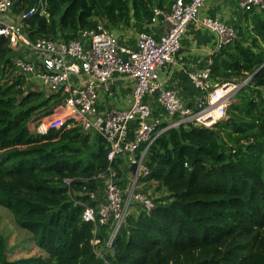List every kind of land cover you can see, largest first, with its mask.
<instances>
[{
    "label": "trees",
    "instance_id": "16d2710c",
    "mask_svg": "<svg viewBox=\"0 0 264 264\" xmlns=\"http://www.w3.org/2000/svg\"><path fill=\"white\" fill-rule=\"evenodd\" d=\"M12 1L18 14L40 2ZM44 1L45 14L27 19L30 39L70 43L99 25L110 32L150 25L154 10L170 11L176 0ZM250 13L248 45L238 32L214 55L211 84L251 81L234 96L226 120L210 128L182 124L149 146L150 174L140 191L151 192L155 207L135 204L114 254L106 249L107 228L85 222L76 201L89 203L80 196L86 190L101 192L99 176L111 165L126 188L130 156L111 163L107 143L80 126L33 133L30 125L52 114L63 97L25 88L15 50L0 39V207L42 252L10 260L0 235V264H264V11ZM64 179L73 180L70 187Z\"/></svg>",
    "mask_w": 264,
    "mask_h": 264
},
{
    "label": "built area",
    "instance_id": "2783aa9c",
    "mask_svg": "<svg viewBox=\"0 0 264 264\" xmlns=\"http://www.w3.org/2000/svg\"><path fill=\"white\" fill-rule=\"evenodd\" d=\"M206 1L176 0L170 11L154 10L151 24L164 21V35L157 40L148 32H141L137 49L133 50L121 46L119 37L103 25L82 30L79 38L70 43L45 38L33 41L27 32L30 28L27 19L45 14L47 3L40 0L37 6L18 14L14 12L12 0H0V39L7 40L18 55L14 65L16 74L25 80V88L42 90L43 87L48 95L63 97L52 114L34 122L32 132L45 136L64 127L80 126L85 132L97 133L107 143L111 163L129 155L130 166H137L136 174L130 171L129 184L122 188L118 170L111 165L99 176L103 183L101 192L86 190L80 196H87L89 203L76 201V205L84 207L85 222H99L107 228L106 249L111 254L115 253V241L135 204L147 211L155 207L151 192L140 191L143 190L141 180L150 174L145 163L149 146L160 134L182 124L210 128L226 120L234 96L251 81L249 77L243 82L213 87L211 60L203 71L190 75L194 85L204 94L197 100L196 111L195 107L186 106L179 94L168 89L162 80L161 71L177 64L182 39L190 23L200 22L217 37L218 52L238 39L233 26L211 17L199 19ZM236 2L247 13L264 11V0ZM116 74L126 75L135 82L131 105L101 112L100 93L112 92ZM150 99L160 109L158 115ZM144 144L147 147L137 155ZM72 181L64 179V184L70 187ZM99 244L100 240L93 241L95 247ZM96 251L103 257L100 249Z\"/></svg>",
    "mask_w": 264,
    "mask_h": 264
},
{
    "label": "crops",
    "instance_id": "0c3cea01",
    "mask_svg": "<svg viewBox=\"0 0 264 264\" xmlns=\"http://www.w3.org/2000/svg\"><path fill=\"white\" fill-rule=\"evenodd\" d=\"M204 17L219 19L233 26L237 32L243 26L250 29L247 12L239 8L236 0H207L200 11L199 19ZM165 30L166 23L160 20L157 24L133 25L127 30L119 31L120 34L114 33L119 37L121 46L136 50L137 39L141 32H148L159 40ZM216 53H218L217 37L202 27L200 22L190 23L182 39L177 64L161 71V78L166 87L177 92L186 106L196 107L197 100L204 95L194 85L190 75L207 68ZM134 86L133 79L126 75L116 74L113 78L112 92L100 93V111L105 113L112 109L128 108L132 102Z\"/></svg>",
    "mask_w": 264,
    "mask_h": 264
},
{
    "label": "rangeland",
    "instance_id": "374dc122",
    "mask_svg": "<svg viewBox=\"0 0 264 264\" xmlns=\"http://www.w3.org/2000/svg\"><path fill=\"white\" fill-rule=\"evenodd\" d=\"M247 29H248L247 26H243L238 29L239 35L242 37V41L245 46L248 45ZM112 32H115L116 34H120V32L116 30ZM15 55L17 56L16 53ZM37 89L41 90L40 88H37ZM43 89L44 88L42 87V90ZM33 125L34 123L30 125L31 131L34 128ZM155 193L157 197L158 193L156 191ZM0 235L4 238L6 242V246L8 250V257L10 260H18L21 258H29V257L42 255V252L40 251V249L36 246L34 242L33 236L29 232L20 229L16 225L11 212L2 207H0Z\"/></svg>",
    "mask_w": 264,
    "mask_h": 264
},
{
    "label": "water",
    "instance_id": "95a60500",
    "mask_svg": "<svg viewBox=\"0 0 264 264\" xmlns=\"http://www.w3.org/2000/svg\"><path fill=\"white\" fill-rule=\"evenodd\" d=\"M225 59H226L228 62L231 63V59H230L229 57H225ZM130 170H131V172L133 173V175H135L136 172H137V166H136V165H132V167H131Z\"/></svg>",
    "mask_w": 264,
    "mask_h": 264
}]
</instances>
